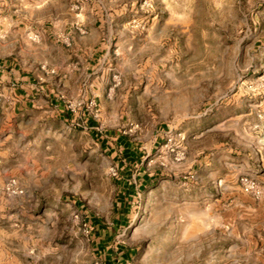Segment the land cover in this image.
I'll list each match as a JSON object with an SVG mask.
<instances>
[{
  "label": "rangeland",
  "instance_id": "1",
  "mask_svg": "<svg viewBox=\"0 0 264 264\" xmlns=\"http://www.w3.org/2000/svg\"><path fill=\"white\" fill-rule=\"evenodd\" d=\"M6 1L0 264H264V0H113L104 108L65 65L76 0Z\"/></svg>",
  "mask_w": 264,
  "mask_h": 264
},
{
  "label": "crops",
  "instance_id": "2",
  "mask_svg": "<svg viewBox=\"0 0 264 264\" xmlns=\"http://www.w3.org/2000/svg\"><path fill=\"white\" fill-rule=\"evenodd\" d=\"M6 0L0 2V7L7 5ZM22 5V4H21ZM38 6V4H33ZM116 2L113 0H90L83 4L81 12L76 14L69 12L71 16H56L55 18H61L59 24H61L66 30L67 34L72 38L73 45L67 48L69 51L65 54V65L69 70L73 63L76 62V67L81 75V82L85 84L86 78L90 76L91 72L95 68L100 70V74L96 79V84L99 89L104 91H96L97 99L105 106L106 93L105 89L111 83V74L113 71V6ZM9 21V19H7ZM10 22V21H9ZM14 22V21H13ZM75 24L77 26L75 27ZM54 21L52 26H47L44 30L43 38L54 36ZM129 45L131 48H135L136 44L133 41L129 43H120L121 47ZM47 51L51 54L52 48L46 45ZM15 59V58H14ZM10 57L0 58V76L3 79L10 80L12 78H19L20 71L16 68L17 63ZM48 63V62H47ZM16 74H18L16 76ZM63 81L65 84L70 83L71 75H65ZM5 84V80L2 81ZM30 83V82H28ZM15 84V83H13ZM19 87V85H17ZM35 89L36 85H30ZM66 115L70 119L73 115L67 111Z\"/></svg>",
  "mask_w": 264,
  "mask_h": 264
},
{
  "label": "built area",
  "instance_id": "3",
  "mask_svg": "<svg viewBox=\"0 0 264 264\" xmlns=\"http://www.w3.org/2000/svg\"><path fill=\"white\" fill-rule=\"evenodd\" d=\"M84 0H76V2L72 5V9L81 12L83 9ZM185 157V151L179 150L176 152V159L181 160ZM113 174L116 175L117 171L113 168ZM241 183L246 191H253L257 188V184L252 178L249 176H243L241 178ZM7 190L12 191L13 193L20 194L23 193L24 189L19 185V182L16 178H11L7 185Z\"/></svg>",
  "mask_w": 264,
  "mask_h": 264
},
{
  "label": "trees",
  "instance_id": "4",
  "mask_svg": "<svg viewBox=\"0 0 264 264\" xmlns=\"http://www.w3.org/2000/svg\"><path fill=\"white\" fill-rule=\"evenodd\" d=\"M130 144L128 145V147L126 148L127 151H126V158L127 159H130L131 161H135L137 160L138 158V153L136 152H133L130 148ZM133 188L129 187L128 188V192L126 193H129L130 195H133ZM125 193V194H126ZM121 199L123 200L122 201V206L123 207H129L130 205V200L128 202V200H125L126 198L124 196L121 197ZM94 221L96 222V225H98L99 227H102V224L100 222H98L97 219H94ZM109 236L107 235V233L105 232V236L102 238L103 240H105L106 238H108ZM99 246H102V242H100L98 244ZM119 250H120V253L124 255V258H128V256H130L134 250H131L129 248H123V247H119Z\"/></svg>",
  "mask_w": 264,
  "mask_h": 264
}]
</instances>
